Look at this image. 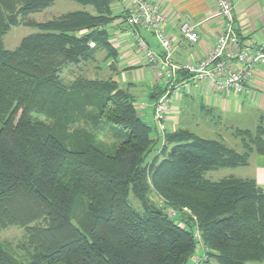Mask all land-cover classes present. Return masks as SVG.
<instances>
[{"label":"trees","instance_id":"1","mask_svg":"<svg viewBox=\"0 0 264 264\" xmlns=\"http://www.w3.org/2000/svg\"><path fill=\"white\" fill-rule=\"evenodd\" d=\"M74 1L94 13L26 20L37 31L6 49L3 36L19 16L53 0H0V230L23 228L17 247L26 255L18 259L0 242V264H195L198 244L204 251L195 257L206 256L198 264L262 261L264 192L252 178L213 181L204 174L264 153V125L244 132L251 138L243 152L186 128L160 133L154 124L152 135L130 82L111 75L63 82L64 67L97 62L100 52L97 67L114 69L118 52L108 26L118 16L112 6L128 12L133 29L124 0ZM182 75L189 77L179 71L176 79ZM80 117L94 131L72 128ZM105 126L116 134L110 146L97 136ZM78 198L84 205L75 218Z\"/></svg>","mask_w":264,"mask_h":264},{"label":"crops","instance_id":"2","mask_svg":"<svg viewBox=\"0 0 264 264\" xmlns=\"http://www.w3.org/2000/svg\"><path fill=\"white\" fill-rule=\"evenodd\" d=\"M161 11L166 16L165 31L174 40L175 50L172 60L183 63L196 57H204L213 45V39L221 24L215 15L216 7L213 0H155ZM234 17V29L240 41H255L264 44V0H229ZM112 14L118 16L110 23V42L116 48L118 57L114 66V78L121 83L130 82V90L136 98L147 97L150 101L145 107L138 110L144 117L149 116L152 127L153 107L155 95L158 98L163 94L164 84L159 81L155 73L141 52H137L136 44L129 34L130 27L126 21L124 9L120 4L112 6ZM196 24V41H188L183 38L179 26L182 22ZM139 35L149 44L156 54H161V48L152 34L139 28ZM108 64V63H107ZM180 76L177 81L187 79ZM251 92L247 96L237 95L235 92H217L211 89L190 87L189 90H181L172 100L166 120L164 132H172L178 128H186L197 136L205 139L204 134L219 136L222 139L218 126L254 130L259 124L264 125V68L258 67L251 79ZM141 96V97H140ZM153 101H151V99ZM138 101V102H139ZM194 107L198 112L211 117L209 122L201 120L206 116L197 118L191 114ZM209 114H208V113ZM158 143L163 144V135L157 134ZM246 166L248 174L243 178H252L264 192V153H251L248 156ZM200 246L198 254H203ZM190 262L189 264H192ZM212 264V260L209 262Z\"/></svg>","mask_w":264,"mask_h":264},{"label":"built area","instance_id":"3","mask_svg":"<svg viewBox=\"0 0 264 264\" xmlns=\"http://www.w3.org/2000/svg\"><path fill=\"white\" fill-rule=\"evenodd\" d=\"M215 15L221 24L213 39V45L204 57H196L183 63L172 60L175 50L174 40L165 31L166 16L155 0H124L129 11L128 21L133 27L129 34L135 41L137 52H141L152 67L156 78L166 87L165 92L152 103L153 121L158 131H164V122L173 98L181 90L190 87L206 88L217 92H235L247 96L251 92L250 81L258 67L264 68V44L255 41L243 42L234 29V17L229 0H213ZM196 24L182 22L180 32L188 41L197 40ZM144 28L158 41L162 50L158 55L139 35L136 28ZM93 46V43H90ZM189 75L187 79L176 81L177 72ZM146 103L142 102L143 108ZM174 213V212H172ZM199 238V233L194 232ZM206 259L203 255L195 259L198 264Z\"/></svg>","mask_w":264,"mask_h":264},{"label":"rangeland","instance_id":"4","mask_svg":"<svg viewBox=\"0 0 264 264\" xmlns=\"http://www.w3.org/2000/svg\"><path fill=\"white\" fill-rule=\"evenodd\" d=\"M76 10H85L90 13H94V8L90 5H82L74 0H53V3L50 6L46 7L45 9L39 12L30 13L26 16H19L20 23L16 26H12L3 36L2 42L4 48L6 49L16 48L24 36L37 31L36 28H33L28 25L25 26L23 24L24 21L33 20V21L43 22L53 17H57L61 14H64L66 12H71ZM103 56H104V52H100L97 57L98 58L97 62L86 61L78 64L67 65L66 67L63 68V70H61L60 73L63 82L65 83L72 82L73 80L81 76L92 79L95 77H104L107 75H111V76L117 75L115 74L114 70H112L111 67L109 66L102 67L104 69L99 68V66L97 67L100 60L103 59ZM139 99L140 101L138 100L139 102L135 103L136 106L138 107V110L141 109L140 105L142 102L147 104L150 101L145 96ZM190 113L194 114L193 117L195 118H197L199 115L206 116L203 112L202 113L198 112L195 107L194 110ZM209 115L204 118H201V120L209 122V120H211V117ZM142 118L152 127L149 116L147 117L146 115H144V117ZM75 119L76 120L72 124V128H76V127L83 129L87 128L90 131H94L92 125L89 122L86 123V119L81 117ZM195 129L196 128H193V132L197 133L198 130ZM218 129L220 130L219 133L222 134V139H216V140L224 144L227 148L236 150L237 152H243L245 150L244 147L246 146V144L250 143L251 137L249 136L248 138V136L244 134V132L247 129L231 128L227 126L226 127L218 126ZM253 131L254 130H252L251 134L253 133ZM154 132L155 131L153 129L152 135ZM115 135H116L115 132L111 128H108L106 126L104 128H101L99 132H97L98 138L101 140L103 144L107 146H110L114 142H116ZM204 135L206 138H212V139L219 137V136H212L209 134H204ZM244 174H248L247 168L246 166L240 165L236 167H221V168L213 169L207 171L204 174V176L209 180L216 181L218 179L227 176H235V177L243 178L242 176ZM128 199L131 205L136 210H141L139 202L131 194L129 195ZM151 199L153 200V202L156 203V205L160 204L162 200L160 197L154 194L151 195ZM83 205L84 203L82 199L78 198L75 201L74 209H73L75 218H77L81 214ZM24 236H25V231L23 228L19 226H7L0 230V242L3 243L5 246H9L10 248H13L12 253L14 254V257H17L18 259H25L26 256L25 249L17 247L18 243L20 244L24 242ZM199 249H200V245L198 244L193 257L194 260L197 258L195 257V255L198 254ZM204 260H201L200 262H203ZM212 264H217V263L212 260ZM253 264H264V259L262 261L254 262Z\"/></svg>","mask_w":264,"mask_h":264}]
</instances>
